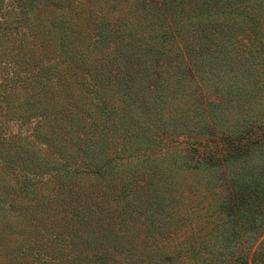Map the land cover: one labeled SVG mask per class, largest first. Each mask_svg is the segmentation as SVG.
I'll return each instance as SVG.
<instances>
[{
  "label": "trees",
  "instance_id": "obj_1",
  "mask_svg": "<svg viewBox=\"0 0 264 264\" xmlns=\"http://www.w3.org/2000/svg\"><path fill=\"white\" fill-rule=\"evenodd\" d=\"M133 1L146 8L127 14L113 8L115 0H0V264H264L262 137H225L193 166L171 159L182 169L201 165L204 190L191 186L194 208L187 210L210 243L184 246L182 237L172 249L153 248L155 236L179 238V200L171 196L177 182L157 181L154 137H139L152 128L127 117L126 107L140 102L121 86L146 59L129 52L148 54L156 67L161 39L167 45L181 32L136 36L127 20L177 22L186 0ZM192 1L204 14L190 32L196 51H215L224 12L233 13L226 8H246L240 4L247 0ZM92 5L103 8H81ZM191 45L183 47L195 52ZM142 111L151 120L154 109ZM168 115L161 124L172 121ZM9 218L20 223L14 249Z\"/></svg>",
  "mask_w": 264,
  "mask_h": 264
},
{
  "label": "rangeland",
  "instance_id": "obj_2",
  "mask_svg": "<svg viewBox=\"0 0 264 264\" xmlns=\"http://www.w3.org/2000/svg\"><path fill=\"white\" fill-rule=\"evenodd\" d=\"M163 1L158 0L160 4H163ZM193 2L185 1V13L179 15L177 22L176 18L170 16L164 22L156 19L155 25L139 24L131 18L127 20V31L135 32L136 36L139 33L147 35L154 31L168 35L181 32L176 41L171 43L170 39L165 45L168 40L163 38V44L160 47L157 44V58H160V61L156 67L150 66L148 54L144 55L137 49L129 52V57L146 59L141 64L142 71L137 77L133 78L131 74L130 79L122 86L119 85L125 93L128 91L133 99L140 102L133 100V103L126 107L127 117L131 120L139 118L152 128L151 131L145 130V133L138 136L146 139L154 137L152 152L155 153L156 160L161 162V176L157 181L167 178L177 182L171 196L179 200L176 213L181 216L182 228L175 232L179 238L176 236L175 239H162L161 236H155L157 243L154 244L157 247L153 248L160 246L170 249L172 244L178 243L182 237L185 238L184 246L186 242L203 241L205 245L210 243L209 235L200 223L192 221L190 224L189 218H192V215H189L187 210L194 208L192 200L195 195L192 194L195 192L191 186L204 190V177L199 171L201 165L197 163L193 168L182 169L178 161L171 159L177 156L183 164L189 161L193 166L197 158L200 162L202 156H209L225 137L231 139L237 136L239 140L264 138V0H247L240 4L242 7L246 5V8H226L233 13L224 12L226 27L222 26L219 33H215L219 36L215 38L217 50L214 51V46L211 45L204 47L205 51L201 52L196 51L197 39L190 32L198 20L204 19V14L191 8L195 5ZM145 6L142 1L137 4L133 0H115L113 8H123L128 14L131 8H146ZM71 7L72 3L69 2L67 8ZM81 8L103 7L92 5ZM214 11L212 8L207 14ZM218 18L219 16L216 19ZM228 25H232L233 30L226 33L230 30ZM189 44L193 45L195 52L183 47ZM126 53L124 50L122 54ZM150 99L153 102L150 103ZM159 99L161 102L157 101ZM142 106L154 109L151 120L142 111ZM168 114L174 116L172 121L161 124L160 122L169 118ZM162 127L165 130H162ZM154 130H158L159 135H154ZM158 136L164 138L158 140ZM262 145L261 148L264 149V143ZM166 174L170 176L166 177ZM209 175L211 176L208 173L207 178ZM155 178L154 176L150 180L155 181ZM220 191L222 194L224 188ZM183 200L188 202L184 206ZM214 200L215 198H212V201ZM5 225L9 229L6 234L7 242L14 249L20 223L17 219L9 218ZM200 229L201 231L195 233ZM187 235L193 239L186 240ZM144 241L149 244L152 237H146ZM183 242L176 248H183ZM143 248L146 249L144 246Z\"/></svg>",
  "mask_w": 264,
  "mask_h": 264
}]
</instances>
